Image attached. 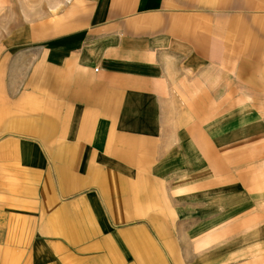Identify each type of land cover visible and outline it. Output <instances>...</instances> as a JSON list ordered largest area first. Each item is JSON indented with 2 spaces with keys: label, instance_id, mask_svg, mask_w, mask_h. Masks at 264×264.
<instances>
[{
  "label": "crops",
  "instance_id": "0c3cea01",
  "mask_svg": "<svg viewBox=\"0 0 264 264\" xmlns=\"http://www.w3.org/2000/svg\"><path fill=\"white\" fill-rule=\"evenodd\" d=\"M37 1L0 43V264H264V0Z\"/></svg>",
  "mask_w": 264,
  "mask_h": 264
},
{
  "label": "rangeland",
  "instance_id": "374dc122",
  "mask_svg": "<svg viewBox=\"0 0 264 264\" xmlns=\"http://www.w3.org/2000/svg\"><path fill=\"white\" fill-rule=\"evenodd\" d=\"M20 0H15V4L7 5L5 2H1L0 0V43L3 41L6 43L7 36L2 35V32H5L8 28L12 27V25L15 28V31L19 32V30L27 25V19L23 18V4L19 2ZM37 0H30V4L32 5L30 9L33 11V9L36 7L38 9ZM68 0H47L46 1V11L47 15H55L58 11H60ZM10 8L9 12L7 11V8ZM44 7L42 4L41 7ZM23 18V19H22ZM33 23V21H31Z\"/></svg>",
  "mask_w": 264,
  "mask_h": 264
}]
</instances>
